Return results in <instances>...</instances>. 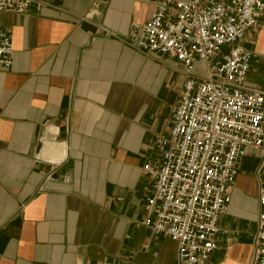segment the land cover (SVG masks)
Returning <instances> with one entry per match:
<instances>
[{
	"label": "crops",
	"instance_id": "1",
	"mask_svg": "<svg viewBox=\"0 0 264 264\" xmlns=\"http://www.w3.org/2000/svg\"><path fill=\"white\" fill-rule=\"evenodd\" d=\"M41 1L0 12L14 48L0 67V264H174L176 242L142 223L140 169L183 75L125 41L155 0ZM243 43L255 54L248 86L264 90V22ZM258 161L249 150L238 165L212 264H250Z\"/></svg>",
	"mask_w": 264,
	"mask_h": 264
},
{
	"label": "built area",
	"instance_id": "2",
	"mask_svg": "<svg viewBox=\"0 0 264 264\" xmlns=\"http://www.w3.org/2000/svg\"><path fill=\"white\" fill-rule=\"evenodd\" d=\"M44 4L0 0V12L28 14ZM154 4L149 19L130 24L125 41L147 58L176 60L183 80L177 101L169 104L168 133L154 139L157 157L140 169L146 177L142 223L176 242L174 264H212L220 235L227 233L219 222L231 203L238 165L255 151L260 210L250 264H264V90L248 86L255 54L243 43L264 22V0ZM13 57L11 35L0 29V67L11 68Z\"/></svg>",
	"mask_w": 264,
	"mask_h": 264
},
{
	"label": "rangeland",
	"instance_id": "3",
	"mask_svg": "<svg viewBox=\"0 0 264 264\" xmlns=\"http://www.w3.org/2000/svg\"><path fill=\"white\" fill-rule=\"evenodd\" d=\"M251 166H252L251 161H248L245 163V166L242 168V170L247 171L251 168Z\"/></svg>",
	"mask_w": 264,
	"mask_h": 264
}]
</instances>
